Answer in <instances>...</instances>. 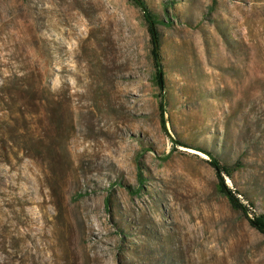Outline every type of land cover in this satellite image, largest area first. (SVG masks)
<instances>
[{"label":"rangeland","instance_id":"rangeland-1","mask_svg":"<svg viewBox=\"0 0 264 264\" xmlns=\"http://www.w3.org/2000/svg\"><path fill=\"white\" fill-rule=\"evenodd\" d=\"M147 1L165 128L134 4L0 0V264H264V0Z\"/></svg>","mask_w":264,"mask_h":264},{"label":"trees","instance_id":"trees-1","mask_svg":"<svg viewBox=\"0 0 264 264\" xmlns=\"http://www.w3.org/2000/svg\"><path fill=\"white\" fill-rule=\"evenodd\" d=\"M134 4L142 13V16L144 20L146 21L148 32L150 35V41L152 45V54L154 56L155 60V66L156 70L154 73V82L159 87V97L160 100L158 102V109H159V116L160 121L162 124V127L165 128V123L168 121V119L164 117V112H166L167 102H166V91L163 83V68L162 64L160 63V56L158 53V48L160 46L161 38H160V32L158 31L157 27L160 24L164 25H171L172 19L170 17H167V19H162L161 16L156 13L153 8L149 5L147 0H127ZM164 8H168L169 5L174 4V0H164ZM216 0H213V3H215ZM165 94V95H164ZM175 143L188 147L187 143H184V141H175ZM195 146L196 150H199L206 155H208L209 160L208 163L212 166V168L215 170V173L217 175L218 181L216 184V191L224 196L227 200V202L230 204L232 209L239 210L243 214L248 215V213L251 214L249 219V223L252 227L256 228L259 232H261L264 235V212H256L253 209H255L254 201H252L247 194L244 192H240L237 189H231L228 187L224 182V176L226 175L228 178L233 177V173L240 169L243 165L240 161H235L232 164H226L220 161V159L214 154L213 150H208L204 146L200 145H192ZM140 165V163H139ZM140 169V167H139ZM139 180L140 183L143 181V175L142 172L139 170ZM137 190V189H136ZM237 195L243 196V198L246 201V204L242 203ZM107 207L110 206V198L107 197L106 199Z\"/></svg>","mask_w":264,"mask_h":264}]
</instances>
